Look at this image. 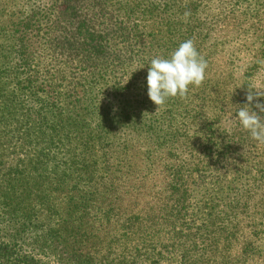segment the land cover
Listing matches in <instances>:
<instances>
[{
	"label": "trees",
	"instance_id": "trees-1",
	"mask_svg": "<svg viewBox=\"0 0 264 264\" xmlns=\"http://www.w3.org/2000/svg\"><path fill=\"white\" fill-rule=\"evenodd\" d=\"M188 39L205 79L158 108L147 64ZM249 89L264 0H0V264H264Z\"/></svg>",
	"mask_w": 264,
	"mask_h": 264
},
{
	"label": "clouds",
	"instance_id": "clouds-1",
	"mask_svg": "<svg viewBox=\"0 0 264 264\" xmlns=\"http://www.w3.org/2000/svg\"><path fill=\"white\" fill-rule=\"evenodd\" d=\"M187 15L189 13L186 12ZM147 65V95L158 108L170 98L185 97L190 86L201 85L208 67L207 60L200 55L191 39L180 43L168 57L156 56ZM257 97H264V92L249 89L246 103L239 105L233 119L253 140L264 143V103L257 101L254 105L261 114L254 111L253 101Z\"/></svg>",
	"mask_w": 264,
	"mask_h": 264
},
{
	"label": "rangeland",
	"instance_id": "rangeland-1",
	"mask_svg": "<svg viewBox=\"0 0 264 264\" xmlns=\"http://www.w3.org/2000/svg\"><path fill=\"white\" fill-rule=\"evenodd\" d=\"M135 177V179H136V181L139 183V181L142 179V176L140 175V177H138V176H134ZM138 192H139V190H135V191H133L132 193H135V194H138ZM147 192H145V194H146ZM144 194V195H145ZM133 198V197H132ZM131 200V199H130ZM147 201H143L142 203L144 204V203H146ZM38 252H40V255H39V257H36V258H38L39 260H41V261H43L44 260V262L45 263H48V264H50V263H54L55 262V264L58 262V260L56 259V257L55 256H58V255H55L54 256V254L51 252V251H48V250H46V251H44V252H41V250H38ZM26 254H28V253H26ZM60 254H62V252H60ZM58 264V263H57Z\"/></svg>",
	"mask_w": 264,
	"mask_h": 264
}]
</instances>
